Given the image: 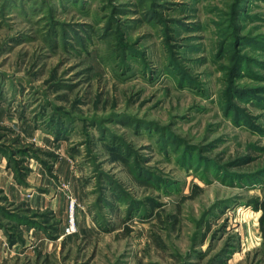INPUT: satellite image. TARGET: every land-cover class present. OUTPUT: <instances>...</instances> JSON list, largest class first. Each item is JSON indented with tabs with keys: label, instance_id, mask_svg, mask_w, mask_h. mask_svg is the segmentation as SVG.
Masks as SVG:
<instances>
[{
	"label": "rangeland",
	"instance_id": "374dc122",
	"mask_svg": "<svg viewBox=\"0 0 264 264\" xmlns=\"http://www.w3.org/2000/svg\"><path fill=\"white\" fill-rule=\"evenodd\" d=\"M0 264H264V0H0Z\"/></svg>",
	"mask_w": 264,
	"mask_h": 264
}]
</instances>
